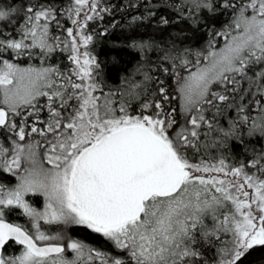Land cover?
Returning <instances> with one entry per match:
<instances>
[{
    "label": "snow or ice",
    "instance_id": "obj_1",
    "mask_svg": "<svg viewBox=\"0 0 264 264\" xmlns=\"http://www.w3.org/2000/svg\"><path fill=\"white\" fill-rule=\"evenodd\" d=\"M0 264H264V0H0Z\"/></svg>",
    "mask_w": 264,
    "mask_h": 264
},
{
    "label": "trees",
    "instance_id": "obj_2",
    "mask_svg": "<svg viewBox=\"0 0 264 264\" xmlns=\"http://www.w3.org/2000/svg\"><path fill=\"white\" fill-rule=\"evenodd\" d=\"M119 19V17H118ZM121 23H123V21H121ZM109 41H119V40H123L124 39V35L121 33V31L116 30L114 31L113 35L109 38H107ZM100 50H101V58H105L106 55L112 51L109 47L108 43H101L100 45ZM131 57V53H128L125 57L126 60H128L129 64L131 63L130 60ZM80 238L85 239L86 242L93 244L94 246H100V244L102 243V241H98L96 239L90 238L89 234L86 233H81L80 234ZM258 257H254L253 259H257Z\"/></svg>",
    "mask_w": 264,
    "mask_h": 264
},
{
    "label": "rangeland",
    "instance_id": "obj_3",
    "mask_svg": "<svg viewBox=\"0 0 264 264\" xmlns=\"http://www.w3.org/2000/svg\"><path fill=\"white\" fill-rule=\"evenodd\" d=\"M37 206L39 207V206H41V204H37Z\"/></svg>",
    "mask_w": 264,
    "mask_h": 264
}]
</instances>
